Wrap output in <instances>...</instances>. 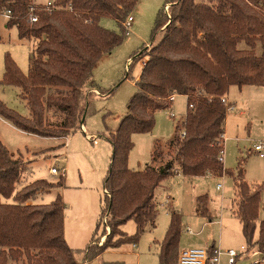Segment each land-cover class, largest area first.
<instances>
[{"label": "trees", "instance_id": "trees-1", "mask_svg": "<svg viewBox=\"0 0 264 264\" xmlns=\"http://www.w3.org/2000/svg\"><path fill=\"white\" fill-rule=\"evenodd\" d=\"M52 1L49 9L46 2L0 0V15L12 13L7 27H16L20 40L34 41L28 73L8 54L0 81V86L21 90L30 116L19 115L1 99L0 116L28 134L67 138L85 123L96 65L123 43V36L101 26L102 19L112 18L125 29L139 0ZM168 5L170 19L164 12ZM31 8L36 23L30 21ZM159 35L135 83L128 114L107 137L113 152L100 220L86 248L87 262L109 249L136 245L147 230H154L159 216L156 191L178 174L232 177L233 213L242 226L245 255L258 253L264 261V220L259 218L264 187H251L242 167L234 173L219 160L229 112L222 98L234 86L264 87V0H167L158 14L153 42ZM243 43L246 48H241ZM173 96L188 99L183 129L168 142L166 154L157 144L151 164L142 171L131 170L132 137L152 133L156 112L170 109ZM26 166L0 140V264H78L65 240L62 196L57 194L49 204L35 202L62 189L65 176L56 183L38 179L19 188ZM209 203L208 195L199 196L197 214L212 221ZM182 216L170 209V224L159 243L160 264H179ZM105 219L111 234L97 247L93 243L106 234L105 228L99 233ZM130 220L136 224L132 237L123 231Z\"/></svg>", "mask_w": 264, "mask_h": 264}, {"label": "rangeland", "instance_id": "rangeland-1", "mask_svg": "<svg viewBox=\"0 0 264 264\" xmlns=\"http://www.w3.org/2000/svg\"><path fill=\"white\" fill-rule=\"evenodd\" d=\"M166 1L139 0L131 14L134 22L128 36L126 30H122L114 19L103 18L101 21L102 27L123 36L124 39L119 47L98 62L93 72V85L97 91H92L94 96L87 109L84 126L88 133L100 136L99 146L85 137L82 127L84 133L79 129L67 138H43L14 129L0 116L3 119H0V140L14 157H20L27 165L19 188L38 179L56 183L62 177L53 176L50 169L57 168L60 172L65 169L64 187L41 195L35 202L49 204L57 194L62 196L66 208V239L74 258L80 264H160L159 243L164 240L168 230L170 208L183 215L180 251L200 249V245L213 240L222 251L233 249L240 253L242 246L247 247L241 232V223L232 213L235 199L232 177L209 176L190 181L177 175L165 180L156 191L159 216L155 230H147L136 243V247L134 243H127L117 249H109L97 259L87 262L86 248L90 245L100 220L102 202L105 199L104 182L113 152L107 137L128 114L143 63H146L147 54L160 39L159 35L153 42L152 36L158 14ZM35 2L40 4L46 0ZM164 12L170 19L169 5ZM241 48H246L244 43ZM33 49L34 41H21L17 28H8L7 20L0 16V81L4 78L5 58L8 54L22 72L27 74L30 52ZM227 98L235 109L228 112L226 120L224 166L234 173L242 167L245 180L251 187H264V158L253 152L255 145L264 144V87L234 86L230 88ZM0 99L11 110L28 117V109L17 87L1 85ZM187 111L188 99L177 96L170 109L156 112V125L152 133L135 134L132 137L134 148L129 157L131 170H144L151 162V155L157 144L167 153L168 142L174 138L177 129H183ZM167 160L166 157L165 161ZM218 184H223L222 191L217 190ZM65 185L68 186L66 190ZM261 193L259 218L264 220V189ZM204 194L212 200L211 212L214 217L217 215L214 221H219L206 226L204 223L208 219L197 216L195 212L196 197ZM108 225L110 226L108 222L107 225H101L99 233L105 228L106 234L93 243L97 247L105 243L111 234V227ZM123 231L129 237L134 236L135 222L128 221L123 226ZM117 239L116 237L113 241ZM253 255H244L237 264H264L261 256H257V259ZM226 260L227 258H223V263Z\"/></svg>", "mask_w": 264, "mask_h": 264}, {"label": "built area", "instance_id": "built-area-1", "mask_svg": "<svg viewBox=\"0 0 264 264\" xmlns=\"http://www.w3.org/2000/svg\"><path fill=\"white\" fill-rule=\"evenodd\" d=\"M46 5L49 9L54 7V2L47 1ZM31 23H36L38 22V17L34 14V9L31 8ZM5 19L10 20L12 13L11 11H6L2 15ZM134 21V17L130 15L126 22L124 23V27L126 30V35H130L131 31L130 28L132 26V23ZM145 62L143 63V65ZM186 97V96H185ZM175 96L171 98L172 102L175 100ZM187 98V97H186ZM222 102L228 107V111H232L235 109L234 106L230 105V101L228 100L227 97L222 98ZM190 108H193V105H190ZM172 117L175 118V115L172 113ZM83 128V126H82ZM100 136L94 135L90 136V139L94 144L98 143ZM226 140V139H225ZM253 152L257 153L261 158H264V144H257L254 146ZM219 160L220 162H224V150H222L219 154ZM50 173L53 176H64L65 175V169H62L60 172L57 168H51ZM217 190L222 191L223 190V184H218L217 185ZM106 192V191H105ZM105 225H107V219L104 220L103 222ZM191 232V230H188ZM134 247L136 245L134 244ZM242 252H237L233 249L227 250V251H222L219 249H216L214 247H208V248H200V249H189L185 251H180L179 253V258H178V263L179 264H223V258H227L228 264H236L237 260L241 257H244L246 248L242 247L241 249Z\"/></svg>", "mask_w": 264, "mask_h": 264}, {"label": "crops", "instance_id": "crops-1", "mask_svg": "<svg viewBox=\"0 0 264 264\" xmlns=\"http://www.w3.org/2000/svg\"><path fill=\"white\" fill-rule=\"evenodd\" d=\"M1 16V15H0ZM3 17V16H2ZM7 20V19H6ZM8 21V20H7ZM134 22V21H133ZM21 41H30V40H21ZM32 52V51H31ZM31 52H30V55H31ZM29 61H30V58H29ZM131 63V60L128 62V65ZM139 78H140V76L138 77V79L137 80H139ZM92 91H97V89L96 88H93L92 89ZM20 94H21V90H20ZM229 100V99H228ZM26 104V103H25ZM28 109V108H27ZM28 113H29V110H28ZM30 116V113H29V115H28V117ZM0 119L1 120H3L1 117H0ZM6 123H8L10 126H12L14 129H17V128H15L11 123H9V122H6ZM83 128H84V131H85V133H84V131H82V129H81V131L84 133V135H85V137L89 140L90 139V136H94V134H90V133H88V131H87V129H86V127L83 125ZM25 133V132H24ZM225 138H226V133H225ZM91 141V143H93L92 142V140H90ZM94 144V143H93ZM110 144V143H109ZM94 145H98L99 146V140H98V143L97 144H94ZM111 146V145H110ZM111 148H112V146H111ZM95 150V149H94ZM151 159H152V155H151ZM224 160H225V158H224ZM224 163V162H223ZM149 164H151V162L150 163H148L147 165H149ZM146 165V166H147ZM146 166H145V168H146ZM144 168V169H145ZM66 173V172H65ZM178 175H182V174H178ZM65 176V175H64ZM183 176V175H182ZM209 176H207V177H197V178H188V177H185V176H183V178H185V179H190V181H193V180H197V179H200V178H208ZM68 188V186H66L65 185V188H64V190H66ZM104 191H105V189H104ZM204 195H206V194H204ZM199 196H202V195H199ZM199 196H197L196 197V209H195V212H196V214H197V198L199 197ZM212 202V200L210 199V203H209V208H210V211H211V203ZM232 206H233V204H232ZM171 209V208H170ZM65 211H66V208H65ZM65 211H64V215H65ZM232 213H233V210H232ZM211 214H212V216H213V213L211 212ZM97 215V214H96ZM170 215V214H169ZM233 215H234V213H233ZM197 216H199L198 214H197ZM217 216V215H216ZM216 216L214 217L213 216V219H212V221L211 220H208L207 222H205L204 223V226H206V225H209V224H212V223H217V222H219V221H217L216 222V220L214 221V219L216 218ZM235 216V215H234ZM236 217V216H235ZM169 218H171L170 216H169ZM221 222V221H220ZM64 224H65V220H64ZM169 224H170V221L168 222V226H169ZM65 226H66V224H65ZM156 229V228H155ZM154 229V230H155ZM241 232H242V226H241ZM65 240H66V243H67V245H68V247L70 248V246H69V244H68V242H67V239H66V227H65ZM201 247L200 248H208V247H214V248H216V249H219V250H221L219 247H217V245H216V241H214L213 240V242L211 241H207V242H205V243H203V245H200ZM242 247H245V246H242ZM71 249V248H70ZM242 249V248H241ZM255 255V256H254ZM253 255V257L254 258H257L258 259V257L257 256H260V254H258V253H256V254H254ZM224 258H226V257H224ZM75 259V258H74ZM75 261H76V259H75ZM239 261H242V259H238L237 260V262H236V264L239 262ZM78 264H80L78 261H76ZM86 264V263H85ZM223 264H228V262H227V260H226V262H224Z\"/></svg>", "mask_w": 264, "mask_h": 264}]
</instances>
